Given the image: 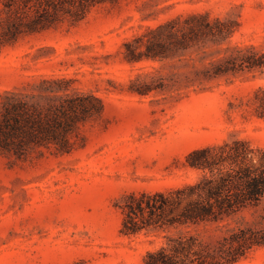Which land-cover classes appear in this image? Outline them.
I'll return each mask as SVG.
<instances>
[{
  "label": "rangeland",
  "instance_id": "374dc122",
  "mask_svg": "<svg viewBox=\"0 0 264 264\" xmlns=\"http://www.w3.org/2000/svg\"><path fill=\"white\" fill-rule=\"evenodd\" d=\"M190 13L234 25L221 45L191 54L204 57L199 69L228 56L226 48L264 53V0H119L76 24L0 48V94L56 76L103 103L102 115L81 127L68 154L52 148L21 159L0 154V264H140L163 238L120 233L128 195L193 182L198 173L185 157L194 149L234 139L264 149V120L252 105L264 69L209 82L189 76L187 56L125 60V43ZM259 224L264 201L220 223L223 232ZM239 264H264V247Z\"/></svg>",
  "mask_w": 264,
  "mask_h": 264
},
{
  "label": "trees",
  "instance_id": "16d2710c",
  "mask_svg": "<svg viewBox=\"0 0 264 264\" xmlns=\"http://www.w3.org/2000/svg\"><path fill=\"white\" fill-rule=\"evenodd\" d=\"M119 0H0V48L20 37L83 20L95 7ZM234 25L208 14L190 13L167 20L124 44L129 63L181 60L189 76L205 81L264 69V53L253 48H226L228 56L202 69L207 44L221 45ZM197 52L195 57L191 54ZM66 77L42 76L28 88L0 94V154L21 159L30 151L54 149L68 154L81 127L99 118L103 103L94 94L72 87ZM139 91V90H137ZM149 90H141L146 94ZM255 116L264 120V86L252 93ZM185 164L196 179L181 187L130 194L122 206L120 233L162 235L163 243L145 253L140 264H239L264 247V225L222 229L224 220L264 201V149L244 139L194 149ZM218 232V234H213Z\"/></svg>",
  "mask_w": 264,
  "mask_h": 264
}]
</instances>
